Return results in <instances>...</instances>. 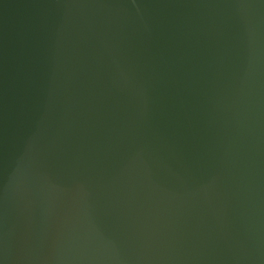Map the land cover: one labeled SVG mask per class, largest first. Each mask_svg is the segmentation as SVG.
Segmentation results:
<instances>
[{
	"label": "water",
	"instance_id": "water-1",
	"mask_svg": "<svg viewBox=\"0 0 264 264\" xmlns=\"http://www.w3.org/2000/svg\"><path fill=\"white\" fill-rule=\"evenodd\" d=\"M0 264H264V0H0Z\"/></svg>",
	"mask_w": 264,
	"mask_h": 264
}]
</instances>
